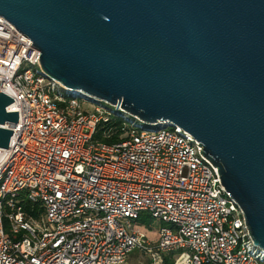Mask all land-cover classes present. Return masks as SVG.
<instances>
[{"label":"built area","instance_id":"1","mask_svg":"<svg viewBox=\"0 0 264 264\" xmlns=\"http://www.w3.org/2000/svg\"><path fill=\"white\" fill-rule=\"evenodd\" d=\"M40 58L0 16L1 90L15 100L8 111H19L6 125L10 146L0 147V264H129L135 250L150 264L264 263L243 209L192 134L75 97ZM113 113L133 129L115 143L96 140ZM143 214L162 223L155 241L139 228Z\"/></svg>","mask_w":264,"mask_h":264},{"label":"water","instance_id":"2","mask_svg":"<svg viewBox=\"0 0 264 264\" xmlns=\"http://www.w3.org/2000/svg\"><path fill=\"white\" fill-rule=\"evenodd\" d=\"M69 94L192 134L264 254V0H0ZM1 90L0 147L19 111Z\"/></svg>","mask_w":264,"mask_h":264},{"label":"trees","instance_id":"3","mask_svg":"<svg viewBox=\"0 0 264 264\" xmlns=\"http://www.w3.org/2000/svg\"><path fill=\"white\" fill-rule=\"evenodd\" d=\"M133 126L129 124L119 113H113L108 122H103L95 135L96 140L106 143H115L124 138L127 132H130ZM153 222L148 215L143 214L139 219L140 224ZM167 264H174L170 258L165 259ZM264 264V263H263Z\"/></svg>","mask_w":264,"mask_h":264},{"label":"rangeland","instance_id":"4","mask_svg":"<svg viewBox=\"0 0 264 264\" xmlns=\"http://www.w3.org/2000/svg\"><path fill=\"white\" fill-rule=\"evenodd\" d=\"M84 106L85 108L92 110L96 107V104L86 103ZM148 128L150 129V127ZM161 226L162 223L159 220L154 219L153 222H147L139 225V228L146 237H148L151 241H155L158 239L159 229ZM129 264H150V258L147 255H144L141 251L135 250L130 255Z\"/></svg>","mask_w":264,"mask_h":264}]
</instances>
